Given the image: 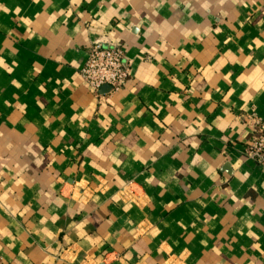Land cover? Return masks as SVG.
<instances>
[{
    "label": "crops",
    "instance_id": "0c3cea01",
    "mask_svg": "<svg viewBox=\"0 0 264 264\" xmlns=\"http://www.w3.org/2000/svg\"><path fill=\"white\" fill-rule=\"evenodd\" d=\"M251 112L264 0H0V264H264Z\"/></svg>",
    "mask_w": 264,
    "mask_h": 264
},
{
    "label": "built area",
    "instance_id": "2783aa9c",
    "mask_svg": "<svg viewBox=\"0 0 264 264\" xmlns=\"http://www.w3.org/2000/svg\"><path fill=\"white\" fill-rule=\"evenodd\" d=\"M79 76L95 96H98L104 87H108L111 93H116L122 89L130 76V66L125 61L124 51L120 46L103 48L94 44L87 50L86 59L79 69ZM243 120L252 129V137L245 152L246 157L264 170V120L253 112Z\"/></svg>",
    "mask_w": 264,
    "mask_h": 264
},
{
    "label": "water",
    "instance_id": "95a60500",
    "mask_svg": "<svg viewBox=\"0 0 264 264\" xmlns=\"http://www.w3.org/2000/svg\"><path fill=\"white\" fill-rule=\"evenodd\" d=\"M105 88H108V87H105Z\"/></svg>",
    "mask_w": 264,
    "mask_h": 264
}]
</instances>
